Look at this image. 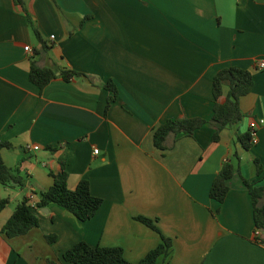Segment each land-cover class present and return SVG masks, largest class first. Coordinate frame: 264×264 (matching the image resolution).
Wrapping results in <instances>:
<instances>
[{
    "label": "crops",
    "instance_id": "obj_1",
    "mask_svg": "<svg viewBox=\"0 0 264 264\" xmlns=\"http://www.w3.org/2000/svg\"><path fill=\"white\" fill-rule=\"evenodd\" d=\"M23 4L42 43L22 9L0 0V141L10 144L0 158L17 168L23 182L0 184V199H7L0 227L23 196L36 201L60 163L67 188L85 179L101 203L83 221L54 203L30 207L37 225L10 238L0 234V264H72L61 252L79 240L90 247L119 246L127 261L136 262L159 235L135 216L154 220L169 239L160 264H264V247L252 241L242 184H264V65H256L264 63V0ZM30 58L54 72L41 89L27 79ZM224 66L251 75L250 90L238 99L240 119L221 129L217 141L202 125L191 136L167 137L163 150L155 148L151 129L166 118H209L211 77ZM61 68L82 75L63 80ZM106 80L115 87L107 105ZM258 118L263 123L256 141L242 150L236 136ZM224 160L235 171L217 202L208 188Z\"/></svg>",
    "mask_w": 264,
    "mask_h": 264
},
{
    "label": "trees",
    "instance_id": "obj_2",
    "mask_svg": "<svg viewBox=\"0 0 264 264\" xmlns=\"http://www.w3.org/2000/svg\"><path fill=\"white\" fill-rule=\"evenodd\" d=\"M18 5L24 14V20L33 36L42 43L40 35L26 11L23 0H12ZM59 75L63 80H68L73 76L82 75L71 69H59ZM54 72L49 67L37 66L30 58L27 70V79L38 89L45 86L53 78ZM252 83L251 75L248 70L235 66H224L217 69L211 77L210 91L212 96L211 114L208 119L199 117H177L166 118L164 121L151 129L152 145L163 150L167 146L166 139L171 137L174 140L178 135L191 136L193 131L202 125H207L212 129L211 141H217L221 129L235 124L241 117L238 107V99L248 93ZM103 87L109 92L108 101L115 96V87L110 80H106ZM222 100L219 101V98ZM105 105V106H106ZM236 140L242 150H247L251 143L248 130L238 134ZM10 144L0 141L1 148H9ZM234 155V154H233ZM255 174L260 172L257 160H253ZM235 167L228 160H224L208 188V196L217 202H221L227 191V180L234 173ZM51 184L36 192L37 199L32 207H44L48 203H54L79 221L90 218L101 203V199L90 194L88 182L80 179L72 189L66 186V172L60 163L57 173L51 174ZM16 183L22 186V177L19 176L17 168L7 167L0 158V184L8 185ZM242 184L248 194L251 205V216L254 228L252 241L264 247V184L255 181L242 179ZM28 198L23 196L13 207L10 215L0 227V234L5 238L24 234L30 228L37 225L36 215L28 205ZM7 202L6 198L0 199V209ZM145 226L155 231L159 235V242L152 249H149L136 262L127 261L119 246H94L90 247L84 241L79 240L71 244L61 252L64 261L72 264H160L165 259L170 250V241L158 230L154 220L143 216L134 217ZM47 241H53V235H45Z\"/></svg>",
    "mask_w": 264,
    "mask_h": 264
},
{
    "label": "built area",
    "instance_id": "obj_3",
    "mask_svg": "<svg viewBox=\"0 0 264 264\" xmlns=\"http://www.w3.org/2000/svg\"><path fill=\"white\" fill-rule=\"evenodd\" d=\"M50 37H52V35H50ZM23 49L26 50V51H29L28 46H23ZM256 65H257L258 68H261V67H263L264 63H263L262 60H257ZM262 123H263V119H261V118H258V119H251V120L248 122L247 130H248V133H249V136H250V140H249V142H250L251 144H253V143L256 141L255 129H256L257 125L262 124ZM26 147H27V146H26ZM32 148L35 149L36 146H32ZM96 151H97V150H96L95 148L92 149V153H96ZM28 205H29L30 207H32V206H33V203L30 202V201H28Z\"/></svg>",
    "mask_w": 264,
    "mask_h": 264
}]
</instances>
